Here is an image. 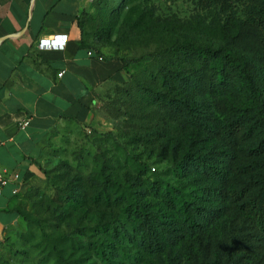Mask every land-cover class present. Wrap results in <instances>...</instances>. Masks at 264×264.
Masks as SVG:
<instances>
[{
	"label": "rangeland",
	"instance_id": "rangeland-1",
	"mask_svg": "<svg viewBox=\"0 0 264 264\" xmlns=\"http://www.w3.org/2000/svg\"><path fill=\"white\" fill-rule=\"evenodd\" d=\"M102 1L105 9L92 0L85 11L86 32L103 29L110 39L98 45L89 36V43L103 58L134 61L127 67L130 82L105 86L96 95L91 124L65 123L49 136L36 161L37 173L16 197V220L0 235V264H229L228 259L264 264V241L248 239L256 218L242 207L246 197L239 195L247 177L237 168L249 161L247 143L239 140L232 149L228 199L202 192L213 186L208 177L178 169L187 150L219 142L233 109L222 98L206 95L201 112L206 132L177 123L145 92H166L161 76L176 69L160 52L174 44L225 47L240 55L259 52L256 14L262 0ZM167 184L216 211L202 233L148 256L125 210L143 202L177 220V208L160 198Z\"/></svg>",
	"mask_w": 264,
	"mask_h": 264
},
{
	"label": "trees",
	"instance_id": "trees-1",
	"mask_svg": "<svg viewBox=\"0 0 264 264\" xmlns=\"http://www.w3.org/2000/svg\"><path fill=\"white\" fill-rule=\"evenodd\" d=\"M95 2L98 8L107 7L106 1L95 0ZM256 16L259 24L256 37L259 39L255 42H259L261 49L264 46V32H262L264 0ZM88 18L85 11L77 18L81 34L80 44L95 56L102 57L96 46L89 43L90 37L99 45L107 43L110 35L107 31L98 29L89 37L86 32ZM259 52L240 55L225 47L213 49L191 42L174 44L160 52L173 62L176 69L168 70L165 76L164 74L161 76V87L165 88L166 92H156L152 88L145 89L150 101L162 107L177 123L206 132H209V126L201 118L206 95L222 98L233 109L232 114L221 126L219 142L206 149L187 150L179 160L178 169L185 173L198 172L208 177L213 186L202 192H211L208 195L216 196L218 200L228 199L226 185L230 179V162L234 158L232 149L239 140L247 143L244 147V155L249 161L237 168L247 177L239 195L246 197L242 207L251 211L256 218V229L248 234V239L256 242L264 241V164L261 162L264 159V50ZM104 59L120 62L123 70L128 74L127 67L134 62ZM129 82L128 80L121 85ZM119 85L108 82L103 88ZM222 142L225 145H221ZM133 159L137 160L136 157ZM105 183L115 186L107 177ZM19 193L13 196L14 206L11 211L15 215L18 214L16 197L20 195ZM160 198L170 208H177V220L160 216L147 209L143 202L125 210L133 222L138 244L148 256L164 252L167 244L174 245L187 236L192 237L202 233L213 216L212 212L216 211L210 209L204 202H199L198 199L185 198L170 184L164 187ZM233 202H236V198H233ZM96 254L106 260V254L99 249H96ZM228 261L229 264L236 263L234 259Z\"/></svg>",
	"mask_w": 264,
	"mask_h": 264
},
{
	"label": "crops",
	"instance_id": "crops-1",
	"mask_svg": "<svg viewBox=\"0 0 264 264\" xmlns=\"http://www.w3.org/2000/svg\"><path fill=\"white\" fill-rule=\"evenodd\" d=\"M91 2L0 0V168L17 176L0 195V235L16 220L12 190L37 173L49 136L65 123L91 124L104 85L129 80L120 62L89 56L80 44L77 18ZM55 36H66L62 49H39Z\"/></svg>",
	"mask_w": 264,
	"mask_h": 264
},
{
	"label": "built area",
	"instance_id": "built-area-1",
	"mask_svg": "<svg viewBox=\"0 0 264 264\" xmlns=\"http://www.w3.org/2000/svg\"><path fill=\"white\" fill-rule=\"evenodd\" d=\"M66 43V36H55L51 40H41L38 43L39 49H52V48H60L62 49ZM88 55H92L91 52H88ZM98 59H101L100 56H97ZM63 72H60L58 76H61ZM28 125V122H24L21 124V128H25ZM17 180V176L13 174L7 173L5 170L0 168V195L4 189L8 185L9 182ZM19 193L18 189H13L12 190V195H17Z\"/></svg>",
	"mask_w": 264,
	"mask_h": 264
}]
</instances>
